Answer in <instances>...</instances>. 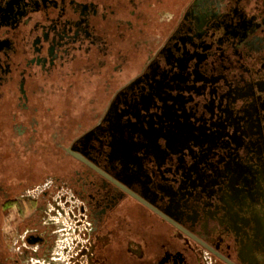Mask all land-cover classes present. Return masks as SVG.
Wrapping results in <instances>:
<instances>
[{"label":"flooded vegetation","instance_id":"flooded-vegetation-1","mask_svg":"<svg viewBox=\"0 0 264 264\" xmlns=\"http://www.w3.org/2000/svg\"><path fill=\"white\" fill-rule=\"evenodd\" d=\"M55 184L70 261L264 264V0H0V264Z\"/></svg>","mask_w":264,"mask_h":264},{"label":"rangeland","instance_id":"rangeland-1","mask_svg":"<svg viewBox=\"0 0 264 264\" xmlns=\"http://www.w3.org/2000/svg\"><path fill=\"white\" fill-rule=\"evenodd\" d=\"M57 174H55L56 176ZM43 189H38V191H35V193H33L36 197H39L41 194V191ZM24 191V190H22ZM63 195H67L66 192L64 190H62L61 188H57V185H54L53 188V192L51 194V196L53 197L54 200V210H53V218L51 217V219L53 220V225L55 227V230L58 231L57 232V243H55V248H54V253L53 256L56 257V255H59L62 257V255H64L63 257H65V262H55V264H90V262L85 259L86 257L89 256L88 253H86L85 258L80 259V262L78 261H70L71 257L73 254H77V250L75 249V245L76 241H80L83 245L84 248L88 247V244L84 243L85 241H83V237L81 235L82 229H84L83 224L80 227L81 232L79 231V234L76 235L74 233L76 226H77V219H78V212H76V215L70 214L71 210L73 209V206H66L65 203L62 200ZM68 196V195H67ZM69 197V196H68ZM71 198V197H70ZM70 204H75L74 201H71ZM58 205V207H57ZM48 208H51L50 206H48ZM53 209V208H52ZM11 214L15 215V211L14 208L10 210ZM50 221V218H49ZM9 231L14 229L13 226L10 225V223L7 222V227H6ZM13 234H9L7 235L8 238H12ZM13 238H16L15 236ZM74 243V244H73ZM68 247L69 248V253L68 254H64L62 253L65 248ZM73 251H75L73 253ZM74 255V256H75ZM76 257V256H75ZM68 258V259H67ZM58 259V258H57Z\"/></svg>","mask_w":264,"mask_h":264}]
</instances>
